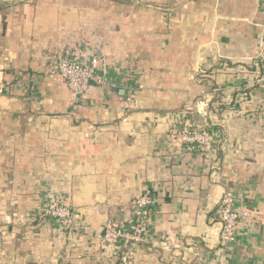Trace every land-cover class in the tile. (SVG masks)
Returning <instances> with one entry per match:
<instances>
[{
  "label": "crops",
  "instance_id": "obj_1",
  "mask_svg": "<svg viewBox=\"0 0 264 264\" xmlns=\"http://www.w3.org/2000/svg\"><path fill=\"white\" fill-rule=\"evenodd\" d=\"M69 55L106 62L78 104L57 70ZM0 74V264H121L102 239L143 195L152 232L135 264H264V0L9 3ZM189 124L206 145L184 140ZM226 193L255 213L229 242Z\"/></svg>",
  "mask_w": 264,
  "mask_h": 264
},
{
  "label": "built area",
  "instance_id": "obj_2",
  "mask_svg": "<svg viewBox=\"0 0 264 264\" xmlns=\"http://www.w3.org/2000/svg\"><path fill=\"white\" fill-rule=\"evenodd\" d=\"M105 66V60L94 55L88 61H81L79 57L69 55L59 59L57 70L59 75L66 81L72 100L78 104L90 83L102 82V74L99 66ZM130 100L122 103V107L128 109ZM183 138L188 143L206 145L208 132L204 126L189 124L184 128ZM153 199L150 196H139L133 204V216L130 227L111 225L106 227L102 243L118 253L121 264H135V247L138 243H147L151 236V214ZM44 216L56 220L63 231L72 233L76 231L75 216L71 208L65 203L46 202L42 206ZM218 219L223 227V241H234L235 230L240 222H247L255 217L251 208L237 205L233 196L226 193L217 208Z\"/></svg>",
  "mask_w": 264,
  "mask_h": 264
},
{
  "label": "rangeland",
  "instance_id": "obj_3",
  "mask_svg": "<svg viewBox=\"0 0 264 264\" xmlns=\"http://www.w3.org/2000/svg\"><path fill=\"white\" fill-rule=\"evenodd\" d=\"M26 1H33V0H0V10L3 9L6 5H8L9 3H16V2H26ZM8 7V6H7ZM5 80L3 79L2 77V74H0V94H1V90H4L5 91V86L6 84H3L2 81ZM3 84V85H2ZM221 102V101H220ZM209 104L214 108V109H217V110H226V106L227 105H224V104H218L216 101H209L207 103V105L209 106Z\"/></svg>",
  "mask_w": 264,
  "mask_h": 264
},
{
  "label": "water",
  "instance_id": "obj_4",
  "mask_svg": "<svg viewBox=\"0 0 264 264\" xmlns=\"http://www.w3.org/2000/svg\"><path fill=\"white\" fill-rule=\"evenodd\" d=\"M202 112L204 111L203 108L200 109Z\"/></svg>",
  "mask_w": 264,
  "mask_h": 264
},
{
  "label": "trees",
  "instance_id": "obj_5",
  "mask_svg": "<svg viewBox=\"0 0 264 264\" xmlns=\"http://www.w3.org/2000/svg\"><path fill=\"white\" fill-rule=\"evenodd\" d=\"M244 205V204H243ZM245 206V205H244Z\"/></svg>",
  "mask_w": 264,
  "mask_h": 264
}]
</instances>
